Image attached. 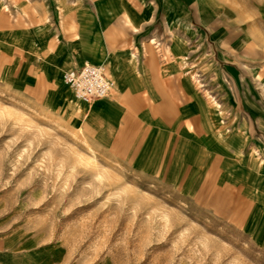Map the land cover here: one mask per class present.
<instances>
[{
	"label": "rangeland",
	"instance_id": "1",
	"mask_svg": "<svg viewBox=\"0 0 264 264\" xmlns=\"http://www.w3.org/2000/svg\"><path fill=\"white\" fill-rule=\"evenodd\" d=\"M81 3L92 0H0V264H264L233 188L193 167L157 172L142 158L144 128L98 141L94 100L78 101L62 80L73 58L66 27ZM203 12L180 16L206 35L201 44L194 34L179 76L189 71L227 119L239 114L232 92L250 113V97L264 105V0H219L217 12Z\"/></svg>",
	"mask_w": 264,
	"mask_h": 264
},
{
	"label": "crops",
	"instance_id": "2",
	"mask_svg": "<svg viewBox=\"0 0 264 264\" xmlns=\"http://www.w3.org/2000/svg\"><path fill=\"white\" fill-rule=\"evenodd\" d=\"M218 6L219 0H92L74 7L65 43L73 57L70 68L106 64L114 77L113 95L95 99L89 108L98 141L116 143L144 128V161L172 176L192 167L196 176L214 174L219 189L233 188L240 195L247 207L241 222L264 249V105L250 97V113L245 114L238 110L240 94L229 92L239 100V114L227 119L220 102L214 106L194 86L189 71L181 76L178 71L179 63L193 55L194 34L201 44L206 35L192 19L180 21L182 12L196 8L208 15ZM44 36L31 45L43 44ZM155 36L160 49L152 43ZM63 49L61 43L50 48L49 73L57 71L50 62ZM213 78L221 86L217 91L225 92L223 74L216 72Z\"/></svg>",
	"mask_w": 264,
	"mask_h": 264
},
{
	"label": "built area",
	"instance_id": "3",
	"mask_svg": "<svg viewBox=\"0 0 264 264\" xmlns=\"http://www.w3.org/2000/svg\"><path fill=\"white\" fill-rule=\"evenodd\" d=\"M62 80L72 89L75 98L83 103L107 97L114 86L107 76L106 67L91 62L64 71Z\"/></svg>",
	"mask_w": 264,
	"mask_h": 264
}]
</instances>
